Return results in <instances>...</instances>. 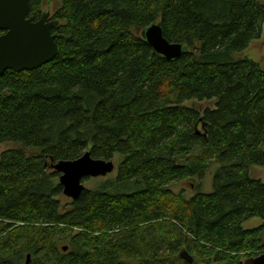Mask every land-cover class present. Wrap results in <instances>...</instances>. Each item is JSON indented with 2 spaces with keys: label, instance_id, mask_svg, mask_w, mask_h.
I'll return each instance as SVG.
<instances>
[{
  "label": "trees",
  "instance_id": "1",
  "mask_svg": "<svg viewBox=\"0 0 264 264\" xmlns=\"http://www.w3.org/2000/svg\"><path fill=\"white\" fill-rule=\"evenodd\" d=\"M45 2L31 0L34 20ZM61 2L58 56L0 77V144H18L0 156V264H244L264 253V182L249 172L264 166V68L233 57L262 36L264 3ZM154 22L187 52H155L140 33ZM87 151L119 156L118 173L65 207L51 165ZM253 217L263 224L245 228Z\"/></svg>",
  "mask_w": 264,
  "mask_h": 264
},
{
  "label": "water",
  "instance_id": "2",
  "mask_svg": "<svg viewBox=\"0 0 264 264\" xmlns=\"http://www.w3.org/2000/svg\"><path fill=\"white\" fill-rule=\"evenodd\" d=\"M53 0H48V4ZM31 0H0V77L7 71L34 70L54 60L60 47L58 34L53 30L60 20H49L50 11H45L39 20L30 16ZM155 52L168 60H176L188 48L185 44L169 41L160 22H154L141 32ZM112 159L93 158L90 151L75 160H60L51 165L59 173L63 194L76 200L86 189L84 180L89 177H104L115 170ZM67 246L64 247V250ZM182 257L188 262L193 257L186 251ZM30 255H28V261ZM244 264H264V253L249 257Z\"/></svg>",
  "mask_w": 264,
  "mask_h": 264
},
{
  "label": "rangeland",
  "instance_id": "3",
  "mask_svg": "<svg viewBox=\"0 0 264 264\" xmlns=\"http://www.w3.org/2000/svg\"><path fill=\"white\" fill-rule=\"evenodd\" d=\"M260 1L262 3H264V0H260ZM61 5H62L61 0H53L49 4L45 2L42 5V12L50 11L51 17H53L56 14V12L61 8ZM63 22L64 21H62V23ZM233 57H235V58L249 57V58L255 60L256 62L260 63V65L264 68V27H263V34L260 38L252 40L251 43L249 44V47L245 51L237 52V54L236 53L233 54ZM184 104L189 106V107H196L200 110H204L207 107H209V108L215 107L214 100H203V101L190 100V101H186ZM17 145L18 144H15L14 142L1 143L0 144V156H1V153L3 151H5L9 148L16 147ZM113 161H114L116 167H115V170L110 175L105 176L103 178L102 177L86 178L84 180L85 187L88 189H94L96 184L99 183L100 181L105 180L106 177H115L118 173V166H119V163L121 160H120V157L118 156L117 158L113 159ZM217 168H218L217 165L213 166L211 168V170L206 174L205 178L203 179V181H202V191L203 192L212 191L213 175L216 172ZM249 172H250V175L252 177L262 179V181L264 182V166L253 165L250 167ZM184 186L186 187L187 195H191L194 193L195 183H186V184H184ZM179 188H180L179 186H174V190H176V191H178ZM62 200H63L64 206L67 207V204L70 203L71 198L64 195ZM262 224H263V220L260 217H253V218L247 220L243 224V226L247 229H252V228L258 227ZM74 230L77 231L78 228H75ZM66 244H67L66 242H63L60 244V246L64 247V246H66ZM246 258H247V255H244L241 257V260L244 261ZM201 264H205V263H201Z\"/></svg>",
  "mask_w": 264,
  "mask_h": 264
},
{
  "label": "flooded vegetation",
  "instance_id": "4",
  "mask_svg": "<svg viewBox=\"0 0 264 264\" xmlns=\"http://www.w3.org/2000/svg\"><path fill=\"white\" fill-rule=\"evenodd\" d=\"M42 17V16H41ZM54 18H52L51 16H50V18H49V20H47V21H51V20H53ZM39 20V19H38ZM36 21V20H35ZM111 174V173H110ZM109 175V174H108ZM105 177V176H104Z\"/></svg>",
  "mask_w": 264,
  "mask_h": 264
},
{
  "label": "bare ground",
  "instance_id": "5",
  "mask_svg": "<svg viewBox=\"0 0 264 264\" xmlns=\"http://www.w3.org/2000/svg\"><path fill=\"white\" fill-rule=\"evenodd\" d=\"M153 24V23H152ZM93 178V177H92ZM96 178V177H95ZM66 196V195H65ZM68 197V196H67ZM70 198V197H69ZM72 199V198H71ZM73 200V199H72ZM64 247H66V246H64ZM64 247H63V249H64ZM67 250V249H66Z\"/></svg>",
  "mask_w": 264,
  "mask_h": 264
}]
</instances>
